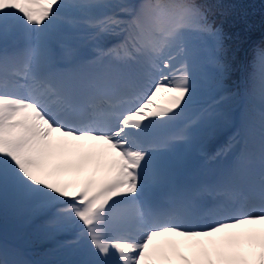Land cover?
<instances>
[{
	"label": "snow or ice",
	"instance_id": "obj_1",
	"mask_svg": "<svg viewBox=\"0 0 264 264\" xmlns=\"http://www.w3.org/2000/svg\"><path fill=\"white\" fill-rule=\"evenodd\" d=\"M195 0H0V214L68 232L58 264H264V49L246 92L259 97L197 173L177 155L193 128L225 120L224 99L188 117L202 77L228 69L222 26ZM96 72L65 70L79 37ZM163 68L178 62L169 79ZM160 72L159 78L156 73ZM168 93L164 103L160 93ZM0 238V264H27Z\"/></svg>",
	"mask_w": 264,
	"mask_h": 264
},
{
	"label": "rangeland",
	"instance_id": "obj_2",
	"mask_svg": "<svg viewBox=\"0 0 264 264\" xmlns=\"http://www.w3.org/2000/svg\"><path fill=\"white\" fill-rule=\"evenodd\" d=\"M206 1V3L213 8L210 12L211 17L214 18L216 24L223 27L228 37L226 40L225 53V62L228 65V69L219 83L212 79L213 71L212 69H209L208 76L202 77V82L198 87L195 101L185 113V116L177 120L172 126L158 129L160 131L165 132L167 129L177 128L180 124L184 125V122L188 117L194 115L205 106L213 105L216 102V98H225L226 95L220 96L225 85L232 84L235 81H237L238 84H241L242 78L239 76V73L243 72L250 74L253 71V63L261 50V48L258 47V44L260 43V38L264 39V0H249L250 2L254 1L250 7L255 8V10H252L249 13L248 19L242 17L241 12L244 11V9L242 8L238 10L237 4L233 1L230 3H224V0ZM79 34L80 33H77L76 35ZM111 39L112 38L109 37L97 42L89 38L86 41V48L93 50L96 43H100L102 46L112 44L110 43ZM247 50L252 53L254 57L247 55ZM166 58V56L162 57L158 61H163V59ZM245 59L248 61V64L244 63ZM176 67H178L177 61H173L171 67L168 69H164L163 64L160 66L162 73L167 70L166 74L169 76V79H171V76L174 74V69ZM248 69H250L251 72L248 71ZM160 74V72L157 73L158 78ZM167 95L168 93H160L157 102L164 103ZM243 99L246 100V96ZM255 100L259 103L258 95L255 97ZM240 103L241 99L238 104ZM255 106L258 109L259 104L256 103ZM235 108L234 111L233 107L231 108L229 106L225 108L224 105H219V110L226 113L229 119L227 121L204 120L197 124L192 130L190 140L187 143H181L183 145H180V148L177 149V155L182 160H188L197 157L200 154L202 156L200 160L203 158L207 160L208 156H206V153H202V149L207 147L209 140L217 136V140L223 139L224 142L227 143L229 142L230 137H232L237 131V128L241 126L243 120L238 118L241 116L237 113L238 108ZM241 115L245 118L246 114L241 113ZM8 214L14 217L12 221L13 226L4 232H1L0 236H2L3 239L8 240L7 243L9 246L16 250V258L18 257L20 260L27 262V264H58L60 261L75 258L71 255L69 248L62 247V244H58V238L62 239L64 237L62 243L70 240L72 238L70 233L50 231L47 234H41L37 231V227H34L38 225L35 223L37 220H33L29 217L24 210H21V212L15 211L14 213L12 208L9 207L3 214H0V218H3ZM30 229L34 230L29 232ZM35 234H37L39 244L31 245L27 243L28 237L34 236ZM20 247L27 249L21 250ZM37 251L44 254L43 259L37 260V257L32 254ZM28 255L30 256L29 259L27 258Z\"/></svg>",
	"mask_w": 264,
	"mask_h": 264
},
{
	"label": "trees",
	"instance_id": "obj_3",
	"mask_svg": "<svg viewBox=\"0 0 264 264\" xmlns=\"http://www.w3.org/2000/svg\"><path fill=\"white\" fill-rule=\"evenodd\" d=\"M231 1H233V2H235L237 4L238 10H240L242 8L244 9V11H242V12L240 11L241 15H242V17L244 19H248L249 18V13L252 10H255V8H251L250 7L254 3V1L250 2L249 0H224V3H230ZM195 2L198 3V4H205L207 1L206 0H195ZM210 19L214 20V18H212L211 16H210ZM259 41H260V43L258 44V47H260L261 49H264V39L260 38ZM248 55L250 56V54H248ZM250 57H252V56H250ZM246 64H248V61H246ZM230 85H231V88L230 89H226L225 92L223 93V95H228L229 99H234L235 100V97H237L239 95L238 91L232 90L236 86V82H234V83H232ZM246 104H247V108H249V109H247V111H251L253 109L252 105L250 103H246ZM9 222H10V219L7 216H5L3 218H0V231L4 230L5 228H8L10 226L8 224ZM28 241L32 242V243H36V244L39 243L38 242V237L36 235L30 236L28 238ZM37 253L35 254L36 257L38 255V258H40V259L44 258V256H43L44 254L43 253H38V254Z\"/></svg>",
	"mask_w": 264,
	"mask_h": 264
},
{
	"label": "bare ground",
	"instance_id": "obj_4",
	"mask_svg": "<svg viewBox=\"0 0 264 264\" xmlns=\"http://www.w3.org/2000/svg\"><path fill=\"white\" fill-rule=\"evenodd\" d=\"M79 37V40H78V42L80 41V40H82L83 39V37H82V35H80V36H78ZM110 38H112V37H110ZM81 49H86L85 47H80L79 48V50H81ZM88 50V49H87ZM84 53V52H83ZM244 63H245V61H244ZM246 64V63H245ZM85 68H86V71L87 72H96V71H99V70H97L94 66H93V64L92 63H89V62H87V64H86V66H85ZM94 69L96 70V71H94ZM239 128V127H238ZM237 128V129H238ZM219 144H220V140H217V136L216 137H213V138H211L210 140H209V142H208V145H207V147L205 148V150H207L206 152H209V150L210 149H212L213 151L215 150V148L217 147V146H219ZM183 144H181V146H182ZM179 147H177V149H178ZM13 210V209H12ZM21 210H24V209H18V210H13L14 211V213H15V211H18V212H21ZM25 211V210H24ZM39 221H35V223L37 224ZM35 227V226H34ZM31 230V229H30ZM29 230V231H30ZM3 239V238H2ZM5 240V239H4ZM6 242L8 241V240H5ZM13 241H15V240H13ZM12 241V242H13ZM64 241V237L62 238V239H60V238H58V244H63L62 242ZM15 242H18V241H15ZM10 243V242H9ZM18 258V257H17ZM27 258L29 259L30 258V256L28 255L27 256ZM19 259V258H18Z\"/></svg>",
	"mask_w": 264,
	"mask_h": 264
}]
</instances>
